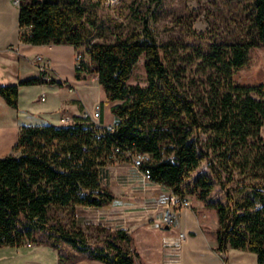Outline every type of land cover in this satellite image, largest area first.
Returning a JSON list of instances; mask_svg holds the SVG:
<instances>
[{
    "label": "trees",
    "instance_id": "16d2710c",
    "mask_svg": "<svg viewBox=\"0 0 264 264\" xmlns=\"http://www.w3.org/2000/svg\"><path fill=\"white\" fill-rule=\"evenodd\" d=\"M234 6L240 31L231 40L179 47L160 43L134 6L142 29L99 42L103 31L95 33L86 0H19L20 40L74 46L82 57L77 78L97 76L107 101L120 103L112 127L83 115L67 125L22 127L13 154L0 159V248L41 245L42 235L46 245L62 251L67 244L91 261L138 264L128 231L98 226L106 237L93 246L77 211L111 207V167L147 154L155 183L216 209L217 251L250 252L264 264V83L236 80L251 51L264 47V0ZM141 59L146 87L129 84ZM68 84L45 69L0 86V96L17 110L21 86ZM204 163L209 171L193 178ZM216 186L224 201L209 200Z\"/></svg>",
    "mask_w": 264,
    "mask_h": 264
},
{
    "label": "crops",
    "instance_id": "0c3cea01",
    "mask_svg": "<svg viewBox=\"0 0 264 264\" xmlns=\"http://www.w3.org/2000/svg\"><path fill=\"white\" fill-rule=\"evenodd\" d=\"M16 1L18 0H0V86L38 77L44 71L43 67L48 69L53 76L69 84L66 87L58 85L21 86L19 109L17 110L11 108L0 96V159L13 154V148L17 144L22 127L67 125L85 112L92 114L93 111H89L83 96L85 92L91 91L95 83L99 82L97 76L77 78L76 56L78 52L74 46H37L23 43L20 40L18 29L19 10L12 5V2L16 3ZM15 29L18 31L13 37ZM39 58L41 61H38ZM43 97L46 98L45 101ZM111 104L113 107L114 103ZM102 115V126L112 127L115 124L116 119L114 124L106 122L103 108ZM261 135L264 138V128ZM129 167L130 165L110 169V188L116 196L115 202H121L123 205H111L106 209H79L77 211L78 224L83 214L85 225H90L92 228L96 229L99 225L111 231L119 229L128 231L133 237L135 244L133 248L141 255L138 264H164V253L169 250L179 253L180 264H258L257 255L255 260L244 251L232 248H228L226 252L217 251L219 223L213 228L208 226L207 214L208 210L212 209L208 205H191L190 208L180 210L178 227H165L159 237L157 236L158 244H155L156 239L152 233L159 229L156 214L153 210H148V207L142 208V205H137L135 203V200L139 201L137 197L131 198L132 193L135 194L141 190L129 189L130 194L125 191L128 190L126 188L118 189L122 186L118 184V177L119 175L122 177L130 175L131 168ZM158 211L163 213L165 209L159 207ZM181 231L187 233V238L181 245L165 249L164 241L167 239L174 241ZM11 249L13 248H0V252H3L0 253V262L6 260L7 252H13ZM92 264L102 263L92 261Z\"/></svg>",
    "mask_w": 264,
    "mask_h": 264
},
{
    "label": "rangeland",
    "instance_id": "374dc122",
    "mask_svg": "<svg viewBox=\"0 0 264 264\" xmlns=\"http://www.w3.org/2000/svg\"><path fill=\"white\" fill-rule=\"evenodd\" d=\"M86 1L88 5H91L96 18L94 19L95 33H98V28H101L103 31L102 37L96 36L97 38H94L95 41H113L115 35H126L134 28L142 29V22L133 21L134 14L130 7L134 6L139 9L138 11H141V17L151 19V26L155 30L160 43H173L181 47L183 45H207L209 43H219L227 39L231 40L232 34L240 31L234 22V16L238 13L234 5L238 2L245 6L249 0H163L159 4L153 3L152 0H116L114 3H111L110 0ZM12 5L19 10L16 3L12 2ZM92 18L94 17L92 16ZM17 19L19 22V16ZM18 29L20 31L19 26ZM18 29H15L16 32L14 31L13 37L16 36ZM180 51H183V49L181 48ZM144 62L145 60L141 59L137 64L133 76L129 81L130 85L147 86V74ZM236 80L242 85H256L264 82V47L255 48L251 51L249 65L238 73ZM83 98L89 111L95 113L97 108L101 110L103 108L106 122L114 124L115 116L112 112V104L106 100L105 90L99 82L94 84L91 91L85 92ZM118 103L120 102H115L114 105ZM101 119H95V121L99 123ZM128 165L130 164H117L113 167L118 169L119 167H127ZM117 169L114 170L117 171ZM208 171L207 164L204 163L193 174V178ZM117 181L119 184V177ZM120 187L122 188V186H119L118 189ZM129 189L125 191L131 194ZM161 192L162 188L159 186L148 185L145 190L142 189L141 192L132 193L131 198L137 197L139 199V202L135 200L137 205H156L154 202L160 198ZM188 199L191 205H207L206 203L198 202L192 197ZM209 200L213 202L224 201V192L219 186L215 187ZM161 205L166 204L162 203ZM59 215L64 218V223L67 222L64 213H59ZM80 218L79 225L91 239L90 243L93 246L101 243L106 234L99 232L97 228L85 225L83 214H81ZM218 223L216 209H209L207 214L208 226L213 228ZM157 228L159 229L154 230L152 233L156 239L155 244H158L157 236L159 237L165 226L163 223H159ZM39 237L42 239L41 245L33 243L32 247H28L26 244L13 248L11 249L13 252H7L6 260L1 261L0 264H70L73 261L76 264H92V261L87 259L85 254L77 252L69 245H63L62 251H60L50 245H46L44 236L40 235ZM134 245L132 243L131 248L135 250L133 248ZM245 253L256 260L255 254L250 252Z\"/></svg>",
    "mask_w": 264,
    "mask_h": 264
},
{
    "label": "built area",
    "instance_id": "2783aa9c",
    "mask_svg": "<svg viewBox=\"0 0 264 264\" xmlns=\"http://www.w3.org/2000/svg\"><path fill=\"white\" fill-rule=\"evenodd\" d=\"M111 3L116 2V0H110ZM17 4V1H16ZM81 55L77 53L76 56V67H79L81 62ZM41 61V58L38 59ZM46 68L43 67V70ZM46 98L43 97V101ZM85 117H91L93 120L101 119L102 117V110L97 108L95 113L85 112L83 114ZM132 162L130 163L131 174L128 176L122 177L119 176V183L122 185L123 188H130L132 191L136 189L145 190L148 185H156L162 188V192L160 193V198L157 199L154 203L156 205H142V208L148 207V210H153V213L156 214V221L159 223H163L167 228H174L178 227V220H179V212L182 209H187L191 207V203L187 197H180L175 195L169 188L164 187L160 184L155 183L152 180L150 170L146 167L149 161V155L147 154H137L131 155ZM139 202V201H138ZM161 202V203H158ZM165 203L166 205H161ZM114 206L123 205L121 202H114ZM164 207L165 211L162 213L158 211V208ZM187 238V233L181 231L178 237L172 241L171 239H167L164 241L165 249H170L172 247H179L181 243ZM28 247H32V244L28 243ZM180 256L179 253L165 251L164 253V264H180Z\"/></svg>",
    "mask_w": 264,
    "mask_h": 264
},
{
    "label": "water",
    "instance_id": "95a60500",
    "mask_svg": "<svg viewBox=\"0 0 264 264\" xmlns=\"http://www.w3.org/2000/svg\"><path fill=\"white\" fill-rule=\"evenodd\" d=\"M17 5L19 6V1H17Z\"/></svg>",
    "mask_w": 264,
    "mask_h": 264
}]
</instances>
